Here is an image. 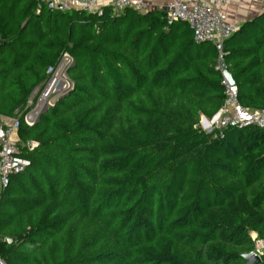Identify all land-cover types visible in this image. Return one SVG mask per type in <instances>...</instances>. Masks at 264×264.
Returning a JSON list of instances; mask_svg holds the SVG:
<instances>
[{"label": "trees", "instance_id": "trees-1", "mask_svg": "<svg viewBox=\"0 0 264 264\" xmlns=\"http://www.w3.org/2000/svg\"><path fill=\"white\" fill-rule=\"evenodd\" d=\"M62 52L73 89L19 121L30 166L0 193L4 262L245 264L249 234L264 238V130L195 129L224 101L217 47L164 11L0 0V116L21 114ZM221 53L239 104L264 108V12Z\"/></svg>", "mask_w": 264, "mask_h": 264}, {"label": "built area", "instance_id": "built-area-1", "mask_svg": "<svg viewBox=\"0 0 264 264\" xmlns=\"http://www.w3.org/2000/svg\"><path fill=\"white\" fill-rule=\"evenodd\" d=\"M35 1L38 7L42 3L47 4L52 1L53 7L56 8L59 6L63 10L79 9L96 13L98 16L102 15L103 7H109L112 15L121 14L128 8L139 12L147 11L145 0H109L108 6H100L99 0ZM75 1L78 2L76 6L73 5ZM234 1L237 0H165L163 11L167 23L186 22L192 30L196 43L210 42L215 46L220 45L217 48L220 59L223 41L228 39L238 27L228 21L224 11ZM72 65V56L68 52H62L56 64L46 69L45 80L31 92L21 114L16 118L0 116V128L4 131L0 139V193L9 184L12 176L24 172L30 166L29 160L20 155L18 138L12 136V131H17L20 119L26 126H34L44 112L73 89V82L68 75ZM221 85L224 90L223 104L212 119L204 121L203 130L218 136L230 127L237 129L256 127L264 130V108H243L238 102L236 85L229 84L223 77ZM249 235L252 242L251 252L261 260L264 256V238L258 237L254 232ZM0 264H6L1 257Z\"/></svg>", "mask_w": 264, "mask_h": 264}, {"label": "crops", "instance_id": "crops-1", "mask_svg": "<svg viewBox=\"0 0 264 264\" xmlns=\"http://www.w3.org/2000/svg\"><path fill=\"white\" fill-rule=\"evenodd\" d=\"M147 11H163L165 0H145ZM100 6H108L109 0H99ZM78 5V2H73ZM225 14L229 22L239 26L245 21H249L264 12V0H237L225 8ZM206 119L202 117V124ZM17 132V131H16ZM12 131V136L17 137V133ZM4 131L0 128V139L3 137Z\"/></svg>", "mask_w": 264, "mask_h": 264}, {"label": "water", "instance_id": "water-1", "mask_svg": "<svg viewBox=\"0 0 264 264\" xmlns=\"http://www.w3.org/2000/svg\"><path fill=\"white\" fill-rule=\"evenodd\" d=\"M47 6L49 8L53 7L52 1L47 2ZM58 9H61L59 6ZM217 48L220 47V45L216 46ZM218 69L220 70L221 76L229 83L234 84V80L231 76V74L225 69L223 60L220 58L218 61ZM200 128V124L195 125V129ZM28 146L31 148L33 146V143H28ZM10 242V240H8ZM242 259L244 260L245 264H259L261 262L260 258L257 257L253 252H249L247 254L242 255Z\"/></svg>", "mask_w": 264, "mask_h": 264}, {"label": "rangeland", "instance_id": "rangeland-1", "mask_svg": "<svg viewBox=\"0 0 264 264\" xmlns=\"http://www.w3.org/2000/svg\"><path fill=\"white\" fill-rule=\"evenodd\" d=\"M199 124H200V128L203 130V125L201 124V120L199 121ZM202 126V127H201ZM204 131V130H203Z\"/></svg>", "mask_w": 264, "mask_h": 264}, {"label": "clouds", "instance_id": "clouds-1", "mask_svg": "<svg viewBox=\"0 0 264 264\" xmlns=\"http://www.w3.org/2000/svg\"><path fill=\"white\" fill-rule=\"evenodd\" d=\"M201 119H202V118H201ZM201 119H200V120H201ZM198 124H199V123H198ZM201 124H202V121H201ZM201 127H202V126H201Z\"/></svg>", "mask_w": 264, "mask_h": 264}]
</instances>
